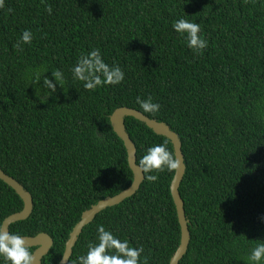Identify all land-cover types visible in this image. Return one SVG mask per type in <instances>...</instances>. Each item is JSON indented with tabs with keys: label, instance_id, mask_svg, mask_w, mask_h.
I'll list each match as a JSON object with an SVG mask.
<instances>
[{
	"label": "trees",
	"instance_id": "16d2710c",
	"mask_svg": "<svg viewBox=\"0 0 264 264\" xmlns=\"http://www.w3.org/2000/svg\"><path fill=\"white\" fill-rule=\"evenodd\" d=\"M180 18L200 25L208 40L202 54L173 30ZM25 30L31 44L15 47ZM97 48L123 70L124 81L86 90L71 69ZM57 69L63 87L37 99L33 73L46 71L41 85L45 78L55 84ZM137 97L151 98L159 111L143 112ZM122 107L167 124L181 142L186 170L179 193L190 242L179 264H249L264 242V0H3L0 168L33 199L29 218L9 232L48 234L53 245L42 264L59 263L84 211L131 185L126 150L110 125ZM125 129L137 165L155 144L173 153L168 139L134 118H125ZM174 173H152L154 182L143 173L132 197L83 228L68 264H79L100 225L143 247L148 264H169L180 240ZM22 208L0 180V226Z\"/></svg>",
	"mask_w": 264,
	"mask_h": 264
},
{
	"label": "clouds",
	"instance_id": "9594fccd",
	"mask_svg": "<svg viewBox=\"0 0 264 264\" xmlns=\"http://www.w3.org/2000/svg\"><path fill=\"white\" fill-rule=\"evenodd\" d=\"M3 6V0H0ZM46 11L51 15L52 9ZM173 30L183 38L186 47L194 53L202 54L208 47V40L201 32L200 25L196 22L180 18L173 24ZM32 32L25 30L15 47L21 48L23 44H31ZM46 72V71H44ZM41 71L33 73L29 86L35 90L37 99L45 90L54 92L56 86L63 87L65 76L59 69L52 72L55 84L45 78L41 85ZM74 80L82 81L86 90H95L105 85H118L124 81L123 70L116 65H109L101 55L100 49H92L82 54L71 69ZM48 92L47 94H51ZM41 102H44L41 100ZM136 103L145 113L156 114L160 105L151 98L137 97ZM139 169L147 173L149 181H156L159 173L164 170L176 171L180 168V161L169 151L165 143L149 147L139 160ZM97 242L89 245L86 255L78 257L79 264H148L147 257L142 258L143 247H134L127 239L121 240L103 225L97 228ZM0 261L2 264H33V254L25 246L24 238L19 234L5 232L0 226ZM264 261V242L258 243L248 256L249 264H261Z\"/></svg>",
	"mask_w": 264,
	"mask_h": 264
},
{
	"label": "water",
	"instance_id": "95a60500",
	"mask_svg": "<svg viewBox=\"0 0 264 264\" xmlns=\"http://www.w3.org/2000/svg\"><path fill=\"white\" fill-rule=\"evenodd\" d=\"M131 117L135 120L143 123L154 134L165 137L168 139L173 148V154L180 161V168L175 171L174 176L170 183V195L173 200L178 224L180 227V240L179 245L169 260V264H179L180 260L186 254L189 242L190 233L188 229V220L185 216L184 203L179 193V187L183 176L185 174L184 157L181 150V142L175 132L170 127L155 119H151L141 112L122 107L116 109L110 116V125L113 132L122 141L127 154L128 167L133 174V180L131 185L113 197H106L103 200L98 201L95 205H92L90 209L84 211L81 214L80 220L71 230L69 237L65 243L63 255L58 264H68L72 255V249L75 246L83 228L90 224L96 215L106 208L116 206L127 198L132 197L139 189L144 180V174L136 164V147L125 129V118ZM0 180L10 187L21 199L23 208L20 212L14 213L6 217L1 226L5 232L9 231V227L17 222L25 221L29 218L33 210V199L31 194L25 190V188L13 177L7 175L0 168ZM25 240V246L28 248H34L33 251V264H42V259L45 257L53 245V241L48 234L39 233L34 237L22 236Z\"/></svg>",
	"mask_w": 264,
	"mask_h": 264
}]
</instances>
